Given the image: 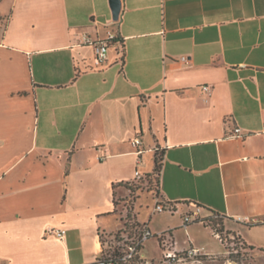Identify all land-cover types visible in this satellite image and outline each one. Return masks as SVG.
I'll return each instance as SVG.
<instances>
[{
  "label": "crops",
  "instance_id": "crops-1",
  "mask_svg": "<svg viewBox=\"0 0 264 264\" xmlns=\"http://www.w3.org/2000/svg\"><path fill=\"white\" fill-rule=\"evenodd\" d=\"M121 4L114 20L110 0H0V264H97L124 229V185L153 178L157 159L158 194L175 213L154 208L141 226L135 209L136 223L157 241L170 233L162 250L240 264L206 221L217 214L256 264L264 0ZM86 39L108 44L104 62Z\"/></svg>",
  "mask_w": 264,
  "mask_h": 264
},
{
  "label": "built area",
  "instance_id": "built-area-1",
  "mask_svg": "<svg viewBox=\"0 0 264 264\" xmlns=\"http://www.w3.org/2000/svg\"><path fill=\"white\" fill-rule=\"evenodd\" d=\"M114 39V36H110L109 41ZM85 43L94 45L95 47V52H96V60L97 63H102L106 60L107 57V52H108V44L107 43H95L90 41L89 39L85 40ZM180 62L182 63H187L188 62V58L187 57H181L179 59ZM203 90L204 91H209L208 86H203ZM237 132H239V130H237ZM132 144L136 147H139L141 145V139L139 137H136L133 139ZM141 175H139L138 172H136L135 174V178H140ZM154 211L156 213H170L173 214L175 213V210L170 207V206H166L164 205L162 202L161 203H156L155 209ZM200 213H201V209L199 207H197V209H195V211L192 213V215H188L184 218V222L185 223H189L191 221H197L200 217ZM192 217H194L195 219L192 220ZM248 219H243V221H247ZM264 223V222H263ZM215 231V236L226 246H232L234 242L233 239H237L236 236L227 234V236H224L226 234H224L223 232H220L216 229H214ZM169 232L164 233L163 237L165 239V244H167L166 242H170L169 246H173L174 247V242L172 240V236L170 234H168ZM65 235V231H59L57 232V236L58 237H64ZM151 237L150 232L144 228L142 229V234L139 240L133 242L131 245L127 246L126 250L122 251L119 255L117 256H109L106 260H103L101 262H99L98 264H143L144 262L146 264H149L147 261H145L143 259V257L141 256V250H142V243L149 239ZM173 244V245H171ZM233 247V251L232 253H230L229 251V255L230 254H238V250ZM166 251V254L164 255V260L161 264H202V257L200 254V251L193 247L190 246L188 249L177 252L175 250V248H170ZM237 264V263H236ZM240 264H244V261H242ZM246 264V263H245Z\"/></svg>",
  "mask_w": 264,
  "mask_h": 264
},
{
  "label": "rangeland",
  "instance_id": "rangeland-1",
  "mask_svg": "<svg viewBox=\"0 0 264 264\" xmlns=\"http://www.w3.org/2000/svg\"><path fill=\"white\" fill-rule=\"evenodd\" d=\"M5 19H6L5 16L4 17L0 16V25L5 24ZM126 188L129 191L132 190V192H130V195L128 196V198H126L123 202L124 222H125V218L127 217V215H129L130 224L135 221L134 215H135V209H136V212L138 214L137 222L141 226H144L146 224L148 225V223H150V220L152 218V212H153V209L155 208V202H153L150 197H145V196H152L154 200L156 201V203H161V199L159 197L155 181L151 180V183H149V185H144L140 183H132L131 185H128ZM142 195H145V196L142 197V199L140 200L138 207L140 204H142L143 208L140 210H137L138 207L135 208L136 202L139 198H141ZM146 205L150 207L149 210L146 208ZM160 216L162 215L160 214ZM157 219L159 220L158 222H161V220H163L162 217H159ZM219 229H220V226L217 225L216 230L220 231ZM223 233L226 234L224 236H227L228 234V233H225L224 231ZM232 242H234L232 246H234V248L238 250V254H233V255L230 254V257H232V260L238 261V263L245 261L246 264H252V262L247 258L248 257L247 254L249 253L248 248L244 244H242V242L238 238L233 239ZM232 246L226 245V248L230 253H232L233 251ZM114 248L115 247H113L112 249ZM165 254H166V251L160 248L159 243L155 237L151 236L149 239L145 240L142 243L141 255L143 259L147 261L149 264H161L164 260ZM255 254L258 255L259 253L256 252ZM258 258L259 259L257 260L256 264H264V255H259ZM143 264H146V263L144 262Z\"/></svg>",
  "mask_w": 264,
  "mask_h": 264
},
{
  "label": "trees",
  "instance_id": "trees-1",
  "mask_svg": "<svg viewBox=\"0 0 264 264\" xmlns=\"http://www.w3.org/2000/svg\"><path fill=\"white\" fill-rule=\"evenodd\" d=\"M160 171H161V162L159 159H157L156 167L153 173V178L150 179L147 176H141L140 178H135L134 182L132 183H140L144 185H149V183H151V180H154L157 191H158ZM132 183L125 184L124 186L127 187L128 185H131ZM130 192H132V190H130ZM129 221H130L129 215H127V217L125 218V222H124V229L119 234L115 235L113 239L104 241V249L102 250L100 257L97 260V264L103 260H106L109 256L119 255L122 251L126 250L127 246L131 245L133 242L140 239L141 234H142L141 226L135 221L130 224ZM206 221L212 228L216 229V226L218 225L220 226V229H219L220 232L224 231L223 230V218L220 217L219 215L211 213V217L207 218ZM163 235L164 234L157 236L158 241L161 246L165 244V239ZM113 247H115L116 249L115 248L112 249ZM230 258L232 259V257Z\"/></svg>",
  "mask_w": 264,
  "mask_h": 264
},
{
  "label": "water",
  "instance_id": "water-1",
  "mask_svg": "<svg viewBox=\"0 0 264 264\" xmlns=\"http://www.w3.org/2000/svg\"><path fill=\"white\" fill-rule=\"evenodd\" d=\"M110 6L112 10L113 19L118 20L122 7L121 0H110Z\"/></svg>",
  "mask_w": 264,
  "mask_h": 264
}]
</instances>
